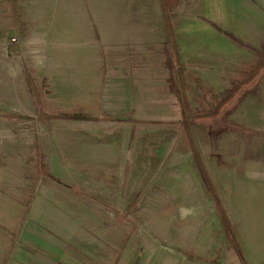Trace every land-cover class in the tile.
<instances>
[{
    "label": "rangeland",
    "instance_id": "rangeland-1",
    "mask_svg": "<svg viewBox=\"0 0 264 264\" xmlns=\"http://www.w3.org/2000/svg\"><path fill=\"white\" fill-rule=\"evenodd\" d=\"M205 2L175 1L169 30L160 0H0V179L31 187L30 199L1 204L19 211L0 220L5 243L28 240L32 222L44 244L24 256L53 264H264V71L243 82L264 16L235 34L216 21L240 43L210 16L196 25L189 5L205 14ZM31 35L48 44L44 66ZM180 67L192 89H180ZM106 87L127 98L108 105ZM225 87L236 91L218 116L177 123L187 97L207 107ZM84 110L93 118L72 119Z\"/></svg>",
    "mask_w": 264,
    "mask_h": 264
},
{
    "label": "crops",
    "instance_id": "crops-1",
    "mask_svg": "<svg viewBox=\"0 0 264 264\" xmlns=\"http://www.w3.org/2000/svg\"><path fill=\"white\" fill-rule=\"evenodd\" d=\"M160 2L162 5V11L165 13V17L168 21L167 26H169V30L171 28L170 24L172 25L171 29L176 30V25H175V21H174L173 17L176 13H178V14L180 13L179 7L174 6L175 4H172L168 8H166L165 4H164V0H160ZM213 6L215 8H213ZM171 7L173 8L171 10L172 12L170 11ZM189 10L190 11L192 10V12H190V16L195 17L194 21H195L196 25H199V26L202 25V24H200V21H202V19L198 18V16H201V15L210 16L215 21L213 22V20L207 18L208 22L210 24H212L213 27L215 29H217V31H219V32L221 31L227 37L232 38L234 41L236 40L240 43H244L243 39L238 38L234 34L237 32L242 33L243 30L241 29V26H243V25H247V26L251 25L253 27V29L258 28L260 30L263 22L256 19L255 16L256 15H257V17H260V15L264 16V0H211L210 2H208V0H206L205 6H204V11H203L204 13L206 12L205 14H202L201 11L198 12V10L196 9V5H189ZM249 10L252 11V16H248L247 14H245V11L249 12ZM249 17H252V18L250 19ZM190 18H193V17H190ZM220 18H225V19L227 18V21H228L227 23L231 27V30L234 34L223 29L221 27V25H218L216 23V21H218V19H220ZM30 39L31 40L37 39V41H35V44H34L35 46L33 48L29 45ZM247 40H250V38H246V41ZM44 41L45 40L43 39V37L36 36V35L35 36L31 35L29 37V39H27L25 41L26 45H28L29 48H31L32 52L34 53V62L36 64H38L39 66H44L45 61H46L45 54L42 55V53H43L44 49H46L48 47V44H46V42H44ZM43 42H44V44H43ZM178 44H180V43L178 42ZM244 45L247 47L252 46V45H247L246 43ZM38 53L41 54L40 58H42L44 62H38L37 61L36 57H39ZM105 61H107V59L106 60L104 59V63H103V72H104L103 83H104L105 78L107 76L106 72H105V67L108 66V62H105ZM26 69H28L27 66H26ZM108 82L118 83V81L114 77H109L106 80V84ZM121 93H122V89L115 88L111 94H107V87H106L107 96H106L105 101H107L108 105H113V104H115L114 102L118 103L120 101H123L127 97H126V95H124V96L121 95ZM135 97L136 96L133 94V98L131 99L129 105H131L133 100H134L135 119L136 120H143L136 115L138 100H136ZM3 112H4L3 115L5 117H9L10 115H12L9 111L4 110ZM120 113H123V111H121ZM82 115H85L88 117L94 116L92 114V112H90L88 110H86V111L84 110ZM116 117H118V116H116ZM80 165H83V164H80ZM80 165L78 168L81 167ZM87 168H88V163L85 164V169H87ZM250 173H251V171H250ZM13 177L10 178L11 182L9 181V178L5 179V180L0 179V220L6 219L8 217L9 218L18 217V215H19L18 208L16 207L15 204H13L12 207L9 206V209H6L4 211L3 208L1 207L2 203H5V202L16 203V201L28 200L31 197L30 182H28L27 186H26V184H24L26 182H20L19 185L20 186L23 185V188L22 189L20 188V190H17L18 184L16 183V180ZM240 185H242V184H240ZM26 187H27V192H26ZM27 193L30 194V197L23 196V194L25 195ZM20 194H21V196L18 197V195H20ZM251 195L250 194L248 195L249 196L247 199L248 205L245 207V213L248 216L252 213V209H253V207H252L253 201L250 200V199H252L253 195L252 196ZM47 197H49L48 192L45 190H42L39 199L44 200V198H47ZM33 216L34 215L32 213L31 218H33ZM34 228H35V226L32 225V222H29L27 224L26 231H25V237L28 238V240L27 239L22 240L21 242L17 241L16 243H9V242L5 243L4 238L2 237L4 233L0 227V264H53L52 260H46V259L42 260L41 258L24 256L25 251H23V250L26 248L30 249L31 247H33L31 245L32 242H34L35 244L37 243L38 245L44 244V241L41 240L42 239L41 238L42 237L41 232L40 231L36 232ZM250 232L254 233L253 229ZM250 247H251V245H250ZM110 248H113V247L110 246L109 248H105V249H107V251L105 253L109 254L108 257H110L113 254V252ZM261 251L263 252L262 249H261ZM8 254H10L11 256H7ZM95 257H96L95 259L97 260L96 264H101V260H103V259H104V261L110 259L108 257H107L108 259H105L106 257H101V255L98 257L95 255ZM60 261L63 262L62 264H85V259H82V258L78 259V258H74V257H70V256H69V258L66 257V259L62 257Z\"/></svg>",
    "mask_w": 264,
    "mask_h": 264
},
{
    "label": "trees",
    "instance_id": "trees-1",
    "mask_svg": "<svg viewBox=\"0 0 264 264\" xmlns=\"http://www.w3.org/2000/svg\"><path fill=\"white\" fill-rule=\"evenodd\" d=\"M175 1L176 0H164L165 7L168 8L170 5L175 4ZM170 26L172 28L171 24H170ZM179 49H180V47H179V44L177 42V44L174 45V48L172 49V51H174L175 55L178 52L179 55L181 56V59H182L183 55ZM176 58L178 59V55H176ZM183 62H184V60L181 63L183 64ZM247 66L249 67V69L247 71H248V74H250V75H248L247 79L243 80L244 84H249L251 78H253V77L258 78L259 76L262 75L261 71H264V48L259 49V56H258L257 60H254L251 63H247ZM180 71H182L181 80H180V83L182 85H181L180 89H192L190 87L189 80H187V77L185 76L184 67H180ZM191 77L193 78V80H195V77H196L197 82L200 81L198 79L197 75L194 73H192ZM238 80H239V77L233 78L232 82H236ZM238 82H242V81H238ZM235 91H232L229 87L228 88L225 87L222 90L216 91V92L213 90L212 92L214 94L212 93V97H209V98H212V101L210 102V104L207 107H202L199 109L198 108L193 109V107H191L190 99H188V97H187L186 98L187 99L186 106H185V103L183 102V106H184V110L182 112L183 118L181 120H179V122H177V123H183L184 119L185 120L194 119V116H197V115H199L201 117H204L206 115H207V117L218 116L220 114L219 110H223V108L225 107L224 104L227 105L226 102H228L229 100H231V98H233ZM91 118H93V117L80 115V116L73 117L72 119L76 120V119H91ZM195 118H197V117H195Z\"/></svg>",
    "mask_w": 264,
    "mask_h": 264
},
{
    "label": "bare ground",
    "instance_id": "bare-ground-1",
    "mask_svg": "<svg viewBox=\"0 0 264 264\" xmlns=\"http://www.w3.org/2000/svg\"><path fill=\"white\" fill-rule=\"evenodd\" d=\"M35 41H37V39H35V40H31V39H30L29 44L32 45V46L34 47V46H35V45H34V44H35Z\"/></svg>",
    "mask_w": 264,
    "mask_h": 264
}]
</instances>
